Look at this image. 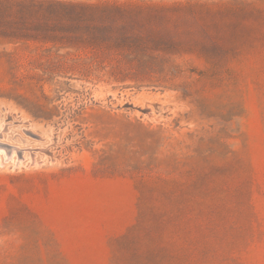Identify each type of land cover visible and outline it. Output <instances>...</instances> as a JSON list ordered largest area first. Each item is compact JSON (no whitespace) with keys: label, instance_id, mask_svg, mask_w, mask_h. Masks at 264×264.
Here are the masks:
<instances>
[{"label":"rangeland","instance_id":"374dc122","mask_svg":"<svg viewBox=\"0 0 264 264\" xmlns=\"http://www.w3.org/2000/svg\"><path fill=\"white\" fill-rule=\"evenodd\" d=\"M0 131V264H264V0H0Z\"/></svg>","mask_w":264,"mask_h":264},{"label":"bare ground","instance_id":"6f19581e","mask_svg":"<svg viewBox=\"0 0 264 264\" xmlns=\"http://www.w3.org/2000/svg\"><path fill=\"white\" fill-rule=\"evenodd\" d=\"M148 108H150V107H148ZM30 133L33 134V135H35L33 132H30ZM5 138H6V136H5ZM19 149L20 148L17 145L7 144L4 141H0V150H2V151L17 153Z\"/></svg>","mask_w":264,"mask_h":264},{"label":"built area","instance_id":"2783aa9c","mask_svg":"<svg viewBox=\"0 0 264 264\" xmlns=\"http://www.w3.org/2000/svg\"><path fill=\"white\" fill-rule=\"evenodd\" d=\"M9 117H11L12 119L14 118V115L13 114H10L9 115ZM9 125V124H8ZM10 126V125H9ZM6 128V127H5ZM9 129H11V127L9 128ZM9 129H8V131H9ZM25 129V128H24ZM26 130V129H25ZM8 131H5L6 132V134L4 133V135H3V139L5 138V136H7V134H8ZM27 131V130H26ZM1 132V131H0ZM8 136H10V135H8ZM17 137H20L21 139L23 138V136H21L20 134H17L16 135V138ZM15 138V139H16ZM17 140V139H16ZM27 147H25L23 150H22V152L21 153H14V154H16V155H18V156H21V157H26V156H28V153H27Z\"/></svg>","mask_w":264,"mask_h":264}]
</instances>
